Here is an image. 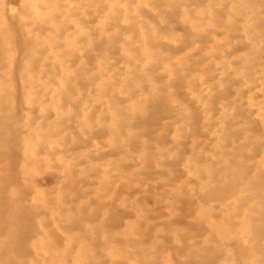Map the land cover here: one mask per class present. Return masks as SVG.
Segmentation results:
<instances>
[{
	"label": "rangeland",
	"instance_id": "1",
	"mask_svg": "<svg viewBox=\"0 0 264 264\" xmlns=\"http://www.w3.org/2000/svg\"><path fill=\"white\" fill-rule=\"evenodd\" d=\"M0 264H264V0H0Z\"/></svg>",
	"mask_w": 264,
	"mask_h": 264
}]
</instances>
